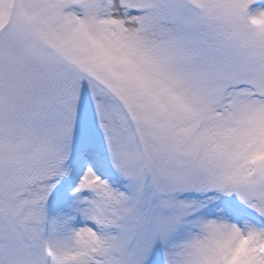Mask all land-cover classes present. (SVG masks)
Here are the masks:
<instances>
[{
    "label": "snow or ice",
    "instance_id": "6c2138e0",
    "mask_svg": "<svg viewBox=\"0 0 264 264\" xmlns=\"http://www.w3.org/2000/svg\"><path fill=\"white\" fill-rule=\"evenodd\" d=\"M0 264H264V0H0Z\"/></svg>",
    "mask_w": 264,
    "mask_h": 264
}]
</instances>
